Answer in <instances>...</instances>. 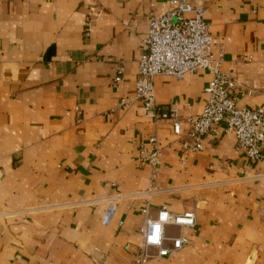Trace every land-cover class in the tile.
Wrapping results in <instances>:
<instances>
[{
    "label": "crops",
    "instance_id": "0c3cea01",
    "mask_svg": "<svg viewBox=\"0 0 264 264\" xmlns=\"http://www.w3.org/2000/svg\"><path fill=\"white\" fill-rule=\"evenodd\" d=\"M173 2L0 0V264H136L138 230L162 207L192 211L195 226H165L189 243L146 264H264V162L222 124L184 152L133 99L148 20ZM190 2L232 69L237 105L264 109V0ZM211 79L156 76L155 101L197 116ZM152 136L156 169L138 161Z\"/></svg>",
    "mask_w": 264,
    "mask_h": 264
},
{
    "label": "built area",
    "instance_id": "2783aa9c",
    "mask_svg": "<svg viewBox=\"0 0 264 264\" xmlns=\"http://www.w3.org/2000/svg\"><path fill=\"white\" fill-rule=\"evenodd\" d=\"M204 14L205 10L193 6L190 0H174L168 12L149 18L147 34L142 40L143 52L136 62L133 99L142 103L146 116L170 123L172 135L184 152L202 151L203 137L222 124L225 133L233 135L237 149L242 150L249 161L264 162V109L237 105V80L231 68L222 69V53L217 57L212 55V37ZM198 70L212 74L205 88L207 100L199 115L181 118L175 110L164 111L156 103L153 86L156 76L182 79ZM122 73L123 67L119 66L112 83L114 87L122 80ZM130 103L128 99L121 101L122 105ZM76 112L80 115L78 109ZM148 145L149 149L139 145L138 161L140 165L156 169L161 157L159 141L152 136ZM142 212L146 215L147 209ZM112 215L113 209H109L105 221ZM167 225L192 228L195 214L192 211L171 213L162 207L154 219L146 218L138 230L139 243L133 252L136 264L167 257L188 245L189 239L184 235L166 236L164 228ZM129 248V245L125 246V249Z\"/></svg>",
    "mask_w": 264,
    "mask_h": 264
}]
</instances>
